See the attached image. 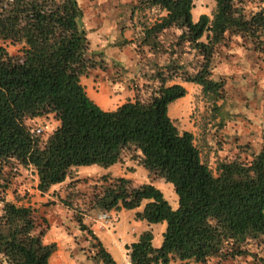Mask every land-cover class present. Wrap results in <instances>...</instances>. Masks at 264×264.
<instances>
[{
    "label": "trees",
    "instance_id": "obj_1",
    "mask_svg": "<svg viewBox=\"0 0 264 264\" xmlns=\"http://www.w3.org/2000/svg\"><path fill=\"white\" fill-rule=\"evenodd\" d=\"M129 7L137 37L115 46L135 39L137 51L168 55L143 73L146 98L137 94L105 110L81 83L91 69L106 66L90 48L80 1L0 0V264H51L57 248L43 242L47 223H39L31 205L6 198L13 185L7 169L31 168L37 189L46 193L78 166L107 168L123 157L172 184L177 195L173 208L152 183L135 186L123 176H101L89 209L141 207L137 219L165 223L160 246L152 245L151 229L126 245L131 264H205L247 255L264 264L254 252L256 245L263 251L264 242V137L257 146L236 143L242 154L217 156L213 171L193 133L180 130L169 115V105L187 93L182 83L189 82L200 86L210 117L219 114L218 126L224 124L226 79L215 75L214 59L237 37L264 64V0H214L210 15L197 20L193 0H136ZM5 44L18 48L10 52ZM182 50L192 59L183 60ZM49 113L58 125L42 138L26 121ZM82 216L75 218L93 240L95 262L116 264Z\"/></svg>",
    "mask_w": 264,
    "mask_h": 264
},
{
    "label": "rangeland",
    "instance_id": "obj_2",
    "mask_svg": "<svg viewBox=\"0 0 264 264\" xmlns=\"http://www.w3.org/2000/svg\"><path fill=\"white\" fill-rule=\"evenodd\" d=\"M79 1L84 11L90 48L99 53L98 58L102 57L106 66L105 69H91L87 76L81 77V83L85 86L89 97L105 110L107 106L114 107L127 99H134L137 94L146 98L148 95L145 89L147 77L143 73L149 74L152 61L162 62L167 53H158L154 56L146 49L137 51L135 39L134 43L121 47L115 46L124 38L137 37L131 28L133 23L129 19L131 14L129 5L135 3L136 0ZM193 3L192 17L193 20H197L200 14L210 15L214 0H193ZM134 20H137L136 17ZM169 33L172 34L171 31ZM5 46L10 52H15L18 48L10 44H5ZM180 55L183 60L192 59V54L184 50L180 52ZM214 62L215 75L226 79V96L221 106V113L225 115L222 126H218L219 114H216L215 118L210 117L209 104L205 101L201 88L197 84H186V95L169 105L170 117L180 130L193 133L194 143L199 148L202 159L213 171L217 156L242 154L236 143L250 142L257 146L262 143V137H264V64H259L252 52L242 46L237 37H232L226 46L219 47ZM118 63H122L125 68H121ZM26 123L42 138L58 125L52 113L29 119ZM129 163L132 165L133 162ZM126 168L121 166L120 162L107 168L95 164L78 166L63 182L50 188L44 196L45 202L41 212L36 211V213H57L62 210L72 213L73 220L67 216L60 229L51 225L49 235H56L57 231H60L56 236H59L62 243H69L71 256L76 264H103L95 262L92 257L94 252L92 238L85 231L81 232L74 227V223L77 222L75 216L84 213H103L96 208L89 209L87 206L89 197L94 189L100 187L102 175L115 177L120 171L126 172ZM8 171H11L13 185L7 189L5 196L7 199L24 204L30 192L23 188V184L26 181L28 187L34 189L35 174L31 168L25 169L18 165L11 170L7 169ZM127 178L135 186L141 183L154 184L163 192L169 204L176 208L177 195L172 184L157 179L142 166H136V170L129 173ZM140 209L141 207L131 210H111L106 213H117V217L112 214L115 226L123 230L126 240L129 241L134 239L138 232L133 233L131 228H135L134 222L137 219L135 211ZM163 224L155 223V229L163 227ZM92 229L96 231L95 228ZM160 234H156V238L162 240ZM260 247L263 249L261 257L264 261V242L260 243ZM114 254L117 263L120 264L122 255L117 249Z\"/></svg>",
    "mask_w": 264,
    "mask_h": 264
},
{
    "label": "crops",
    "instance_id": "obj_3",
    "mask_svg": "<svg viewBox=\"0 0 264 264\" xmlns=\"http://www.w3.org/2000/svg\"><path fill=\"white\" fill-rule=\"evenodd\" d=\"M182 84L185 86V88L187 90L186 84H192V83L183 82ZM121 103H119V104H121ZM118 105H116V106H118ZM116 106H114V107L107 106L106 110H112V109L116 108ZM130 161L134 163V161L129 160L126 157H123V159L121 161H119L121 166H125V168L126 167L127 168H126V172L120 171V173H118V175H116V176H124L127 178V177H129V173H132L136 170V166H140V165H137L135 163H134L135 165L133 163H132V165H130V163H129ZM111 176H113V175H111ZM36 185H37V176L36 175H35V182H34L35 188L34 189L28 187V183L26 181L23 184V186H24L23 188L25 190H27L28 192H30V193H28L29 195H27V199H26V202L24 204L25 205H31L35 209V215H36V218L39 221V223H42L43 218L46 220V223H47L46 226L47 227H46V231L42 237L43 242L44 243L55 242L57 245L55 252L49 258L50 263L51 264H76L74 262L73 256H71L72 253L70 252L71 248L69 246V243L68 242L62 243L60 241L59 236H56L58 233H60V231L58 230L57 231L58 233L56 235L55 234H51V236L49 235V229H50V227H52L51 225H55L58 227V229H60L64 225V222H65L67 216H70L73 220L72 213H66L65 211H62V210H59L57 213H36L37 210L39 212H41V209L43 208V204L45 202L44 196L47 195V192L41 193L37 189ZM55 185H53V186H55ZM100 214L101 213H84L83 214L84 218L82 219V221L100 239V241L102 242L105 249L112 255V257L114 258L115 261H116V256L114 254V251H115V249L118 250L120 255H122L120 264H124L125 260L127 258H129L128 249L126 248V245H130L132 242L136 241L138 239L139 235L144 230L151 229V231L153 233L152 245L154 247L160 246V244L162 242V240H160L159 238L158 239L156 238V234L161 233L160 235L162 236V232L165 229V223L164 222H162V223H164L163 227H160L158 230H156L155 224H149L145 220H142V219H136V220L134 219L135 220V222H134L135 228H131V230L133 231V233L135 231H138V232L135 234L134 239L132 238L128 241V240H126V234L123 232V230L115 226L112 214L116 215V217H117V213L116 214L115 213H112V214L107 213L110 216V220L107 222H103V220L100 219V217H99ZM42 226H45V225H42ZM74 227L76 229L78 228V230H80L77 222H76V224L74 223ZM110 227H114L115 229L112 230ZM92 228H95L96 231H93ZM108 236H109V238H108ZM257 247H258V245H256L254 252H256V254L258 256H262L260 249H258ZM116 264H118L117 261H116ZM159 264H161V263H159ZM170 264H202V263H197V262H194L192 260L180 261L178 259H175V260H172L170 262ZM205 264H261V261L259 259H256V261H255L253 256L247 255V256L237 257L235 259H224V260H221L220 262H218V257L212 258Z\"/></svg>",
    "mask_w": 264,
    "mask_h": 264
},
{
    "label": "built area",
    "instance_id": "obj_4",
    "mask_svg": "<svg viewBox=\"0 0 264 264\" xmlns=\"http://www.w3.org/2000/svg\"><path fill=\"white\" fill-rule=\"evenodd\" d=\"M99 217L101 220H103V222H107L110 220V216L106 212L101 213ZM124 264H131L130 259L127 258Z\"/></svg>",
    "mask_w": 264,
    "mask_h": 264
}]
</instances>
